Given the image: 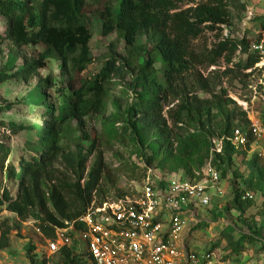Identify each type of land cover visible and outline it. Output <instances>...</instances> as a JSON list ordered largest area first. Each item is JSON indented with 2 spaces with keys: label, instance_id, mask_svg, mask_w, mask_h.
<instances>
[{
  "label": "rangeland",
  "instance_id": "1",
  "mask_svg": "<svg viewBox=\"0 0 264 264\" xmlns=\"http://www.w3.org/2000/svg\"><path fill=\"white\" fill-rule=\"evenodd\" d=\"M109 1L114 6L118 4V0ZM240 1L243 2L232 0L230 25L216 24L213 29H209V22L202 23V32L187 41L188 55L185 59L188 70L184 78L188 90L200 99L217 95L224 111L221 114L212 109L208 118L195 114L192 119H185L182 123L184 131L174 129L173 132H178L181 138L194 135L196 143L201 147L193 156V162L185 166L176 160H166L165 151H161L155 160L150 161L152 150H156L158 146L152 144V139L158 133H152L147 141L140 133L141 121L135 112L138 104L142 103V91L135 83V71L126 62L125 42L116 32L106 35L102 33V0H86L83 12L90 20L91 38L88 45L92 59L80 75L75 76L73 83L77 88L83 79L92 81L110 58H113L114 65L111 70H107V77L99 79L103 85L99 110L82 116L80 122L75 120L69 135L60 142L65 152L86 157V172L92 167L100 169V179L92 191V200L110 201L120 192L132 191L146 168L159 169L164 175L174 179H203V168L208 162L212 163L215 156L210 150V132L217 134L224 125V113L236 109L233 104L224 101L225 97H229L237 106L238 101L252 100L253 88L258 86L261 77V73L253 68L242 70L233 64L244 60L240 48L234 52L225 50L220 56L215 53L219 43L230 39L238 40L244 31H248L249 36L258 34L259 27L264 26V0L244 3V10L235 8ZM199 3L200 0H181L178 8L170 13L186 14ZM5 22V18L0 16V31L4 30ZM261 34L264 36V29ZM143 41V37H140L137 42L142 44ZM44 51L43 44L18 46L11 40L4 39L0 43V71L31 63ZM228 56H233L232 62L226 61ZM141 61L139 58L138 64ZM227 69L231 71L225 74ZM78 78H82L79 83ZM49 79H52L53 87L45 84ZM68 81L69 78L61 72L60 63L49 57L46 66L37 69L29 78L11 79L0 84V198L3 190L11 194L16 191L14 178L7 177L5 172L6 165H9L8 159L11 160L13 156L28 158L33 154H27L26 150L28 144L36 142L29 126L41 125L49 118L63 115L61 108L72 103L70 93L63 87ZM204 83L209 91L201 88ZM38 89H41L43 96ZM222 90L226 91V96ZM168 100L170 103L164 105L162 116L167 120L168 126L172 127L169 110L174 116L178 102ZM46 104L53 107L50 115ZM259 105L255 103V109L258 110ZM173 136L176 141L177 136ZM173 146L176 147L177 143ZM254 155L255 152L252 151H226L224 157L213 164L218 166L221 173L223 194L220 199L214 200L206 212L202 210V214L213 223L203 221L198 227L190 229L191 249L205 250L212 245L224 264H264V158H254ZM53 167L57 176L66 178L70 175L59 158L54 159ZM83 183L84 180L81 181L82 185ZM235 188L240 193L239 197L236 196ZM32 226H37L32 217L21 220L7 210L5 204H0V229H10L8 245L0 249V264H39L44 260L46 264H63L59 256L47 257L42 253L40 244L35 245L37 237Z\"/></svg>",
  "mask_w": 264,
  "mask_h": 264
},
{
  "label": "trees",
  "instance_id": "2",
  "mask_svg": "<svg viewBox=\"0 0 264 264\" xmlns=\"http://www.w3.org/2000/svg\"><path fill=\"white\" fill-rule=\"evenodd\" d=\"M180 1L118 0V4L114 6L109 0H102L104 10L101 18L104 35L116 32L123 38L127 49L126 62L135 71V83L141 88L142 103L138 104L135 112L141 121L140 133L145 141L150 139L152 133H158L152 139V144L158 146L156 150H152L150 161L155 160L158 153L165 151L166 160H176L187 166L193 162V156L201 147L196 143L194 135L181 138L178 132H173L174 129L184 131L182 123L192 119L195 114L208 118L212 109L221 114L224 111L217 95L200 99L188 90L184 78L188 70L185 59L188 55L187 41L202 32V23L209 22V29H213L216 24L230 25L232 0H200L186 14L170 13L178 8ZM85 5L86 0H0V16L6 20L4 30L0 31V43L9 39L18 46H45V51L35 61L19 67L11 66L8 71H0V84L11 79L29 78L37 69L46 66L49 57L60 63L62 74L69 78L67 85L63 87L70 93L72 103L68 102L70 105L61 108L63 115L49 118L41 125L29 126L36 142L28 144L26 150L27 154H33L28 158L13 156L11 160L8 159L9 165H6L5 172L7 177L14 178L16 191L11 194L3 190L0 198V204H5L6 209L21 220L29 217L36 220L37 226L47 237L53 236V228L49 224L63 225L65 220H72L85 211L100 179V169L92 167L86 172V157L65 152L60 142L69 135L75 120L80 122L82 116L99 110L103 93V85L99 79L107 77L114 65L113 58H110L92 81L78 78V83L81 81L77 88L73 83L75 76L80 75L92 59L88 45L91 38L90 20L83 12ZM235 8L244 10V2H238ZM259 29L258 34L249 36L248 31H244L238 40L230 39L219 43L215 53L220 56L225 50L234 52L240 48L244 60L233 64L242 70L253 68L261 57L258 51L251 49V44L258 43L262 38L264 26ZM140 37L144 39L142 44L137 42ZM232 57L228 56L226 61L232 62ZM139 58L142 60L140 64ZM229 71L231 70L227 69L225 74ZM45 84L53 87L52 79L46 80ZM201 88L209 91L205 83ZM222 93L226 96L225 90ZM168 99L178 102L174 116L169 110L172 127L168 126L167 120L162 116L164 105L170 103ZM224 101L233 104L236 109L224 113V125L217 134L210 132L212 137L230 135L235 127H246L248 124L246 113L235 102L229 97H225ZM45 107L50 115L53 107L49 104ZM55 109L57 110L56 107ZM173 135L177 136L176 141ZM175 142L176 147L173 146ZM226 151L246 153L225 141L222 152L213 157L212 165L222 159ZM55 158H59L70 172L68 177L56 175L53 167ZM254 158L257 156L254 155ZM213 166L218 170L217 165ZM130 191L118 193L115 199ZM235 192L239 197L240 193L236 188ZM9 231V228L0 229V249L8 245ZM207 249L214 248L210 245ZM56 255L63 264H86L69 249H63L54 256ZM39 264H46V261Z\"/></svg>",
  "mask_w": 264,
  "mask_h": 264
},
{
  "label": "built area",
  "instance_id": "3",
  "mask_svg": "<svg viewBox=\"0 0 264 264\" xmlns=\"http://www.w3.org/2000/svg\"><path fill=\"white\" fill-rule=\"evenodd\" d=\"M251 47L261 54L253 67L261 77L252 100L238 101L248 124L235 127L230 135L213 136L210 150L214 155L222 152L226 141L264 158V36ZM255 103L260 104L258 110ZM202 173L203 179L192 181L146 168L130 193L110 201L92 200L80 216L60 226L49 224L52 237L32 226L35 245L40 244L47 257L69 249L86 264H224L214 249L189 247L190 229L203 221L211 224L202 210L206 212L223 194L221 174L211 162Z\"/></svg>",
  "mask_w": 264,
  "mask_h": 264
},
{
  "label": "crops",
  "instance_id": "4",
  "mask_svg": "<svg viewBox=\"0 0 264 264\" xmlns=\"http://www.w3.org/2000/svg\"><path fill=\"white\" fill-rule=\"evenodd\" d=\"M213 222H211V224H212ZM213 226V225H212Z\"/></svg>",
  "mask_w": 264,
  "mask_h": 264
}]
</instances>
